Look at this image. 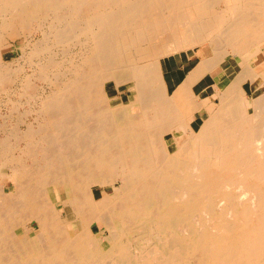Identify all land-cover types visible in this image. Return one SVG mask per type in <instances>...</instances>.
<instances>
[{"label":"bare ground","instance_id":"obj_1","mask_svg":"<svg viewBox=\"0 0 264 264\" xmlns=\"http://www.w3.org/2000/svg\"><path fill=\"white\" fill-rule=\"evenodd\" d=\"M0 264H264V0H0Z\"/></svg>","mask_w":264,"mask_h":264},{"label":"rangeland","instance_id":"obj_2","mask_svg":"<svg viewBox=\"0 0 264 264\" xmlns=\"http://www.w3.org/2000/svg\"><path fill=\"white\" fill-rule=\"evenodd\" d=\"M220 30V25L218 24V26L215 28V30H213V31H219ZM24 33H26V35H29V34H27V32H24ZM36 33V34H35ZM34 35H33V37L35 38V39H37V38H39V36H40V32L39 31H35L34 33H33ZM24 37H25V34H24ZM10 39V45H9V47L13 50V52L15 53V55H17V49H16V43H21V42H23V37H20V36H18L17 34H14L13 33V35L11 36V38H9ZM151 45H152V43H150ZM143 45H146V44H143ZM66 47H68V46H66ZM74 47V48H73ZM150 47V46H149ZM71 49H75L76 48V46H72V47H70ZM151 48V47H150ZM135 50H138L139 51V55H136L137 53H136V51ZM135 50H133V51H131V53H130V59L131 58H133L132 56H133V54L135 55V56H137V60H138V62L139 63H142V62H144V61H146V58H149L150 56H151V54H149L148 53V55L146 54L145 55V53L143 52V51H146L147 50V48H143V50H139V49H135ZM13 52L12 53H10L9 55H12L13 54ZM142 53V54H141ZM181 53H183V51L181 52ZM145 55V56H144ZM147 56V57H146ZM201 57H202V55H201ZM151 58V57H150ZM166 58V63L167 64H169V65H172V64H177L176 65V69L177 70H181V69H183L184 68V66L185 67H187V66H191V64H193L194 62H195V60L194 59H192V60H190V61H188V60H186V59H184V60H182L179 56H177V55H168L167 57H165ZM178 60V61H177ZM238 61L237 60V57H233L232 55H230V56H228L222 63H220V64H217L216 66H215V68L211 71V73H212V75L215 77V78H217V80H219V81H222V83L223 84H225L227 81H228V79H229V74L231 73L230 72V70L229 69H231V68H233L234 67V61ZM164 61V60H163ZM192 61V62H191ZM22 62V61H21ZM23 63V62H22ZM23 65V64H22ZM22 65H21V63L20 62H18V63H15V64H13V68H15V67H22ZM24 69H25V66H24ZM23 69V70H24ZM175 69V70H176ZM28 70H29V68H26L25 69V72H28ZM218 70V71H217ZM233 70H234V68H233ZM23 73H24V71H23ZM224 73V74H223ZM113 81L112 80H110V81H108V82H106L105 83V87L106 88H110L112 85H113ZM130 83H126V84H124V83H122V84H120L119 85V89L118 90H114V89H109V90H111L110 91V94L111 95H115V99H113L114 100V102H118V101H122V100H126L128 97H131L132 96V94H133V91L131 90V89H129L128 88V85H129ZM221 84V83H220ZM222 85V84H221ZM12 86H14L13 85V83H12ZM17 85L15 84V86L14 87H16ZM18 97V96H17ZM23 97V96H22ZM24 98V97H23ZM111 104H113V101H111ZM24 106V107H23ZM23 106H21L20 108H19V112H22V110L24 111V108H25V106H27L26 108H28V106H29V104H27V102L26 103H24L23 102ZM192 121V120H191ZM192 124L194 125V127H196V125H195V122L194 121H192ZM5 191H8V187L6 186L5 187ZM53 194L54 193H52V196H53ZM240 209V208H239ZM22 220V219H21ZM22 223L23 222H25V219L23 220V221H21Z\"/></svg>","mask_w":264,"mask_h":264}]
</instances>
